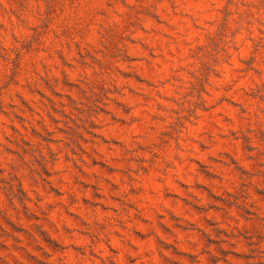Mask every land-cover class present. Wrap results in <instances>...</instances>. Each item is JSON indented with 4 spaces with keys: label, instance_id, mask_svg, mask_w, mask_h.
<instances>
[{
    "label": "rangeland",
    "instance_id": "374dc122",
    "mask_svg": "<svg viewBox=\"0 0 264 264\" xmlns=\"http://www.w3.org/2000/svg\"><path fill=\"white\" fill-rule=\"evenodd\" d=\"M0 264H264V0H0Z\"/></svg>",
    "mask_w": 264,
    "mask_h": 264
}]
</instances>
